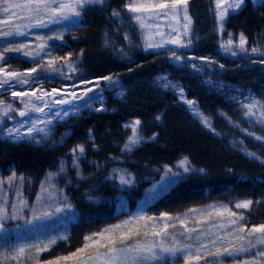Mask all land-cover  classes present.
Instances as JSON below:
<instances>
[{
  "label": "trees",
  "instance_id": "1",
  "mask_svg": "<svg viewBox=\"0 0 264 264\" xmlns=\"http://www.w3.org/2000/svg\"><path fill=\"white\" fill-rule=\"evenodd\" d=\"M88 14L75 24L58 26L64 35L62 41L51 42L57 45L53 55L64 56L71 52L73 60L78 54L84 51L88 54L93 50L97 34H100L103 25L100 15ZM227 28L244 34L247 53L232 58L217 55L212 47L208 48V45L202 44L198 49L181 51L183 61L177 62L163 61L154 52H134L127 61L100 59L90 62L92 67L89 72L93 74V78L100 79L112 75L119 83L109 86L104 84L106 81L100 79L102 84L99 82V85L105 88L101 89L98 85L83 98L92 106L88 107L76 121L65 125V128H68L65 138L67 146L43 151L24 142L9 147L0 144V178L6 179L15 172L18 177L23 175L31 178L32 189L38 188L39 183L49 172L59 171L63 162L65 171L55 177L53 184L57 189L64 190V195L74 208L85 207L95 211L101 208L103 203L99 201L95 204L92 202L93 199L117 198L114 196L116 194L121 198L122 202L114 204V213L119 212L120 219L108 224L125 220L141 211L155 217L161 212L182 214L188 208H203L209 204H228L234 211L240 213L243 211L235 209V202L245 199L258 202L243 212L247 221L246 227L264 223V165L250 160L241 150L243 146L247 151L264 156V142L256 140L255 136L248 133L243 134L235 130L224 135L210 133L200 119L193 115L185 100L194 101L195 108L197 103L208 110H214V107L221 108L216 106L217 101H220L217 87L209 93L205 87L200 89L199 93L189 88L183 91L181 98L178 88H164L158 85L159 78L165 76L169 81H179L180 85L198 83L200 80L203 83L205 79L196 77L202 72L203 78L214 77L217 84L222 81L232 84V87L243 86L253 93L258 91L264 93V88L260 86L264 85V63H261L264 56L249 53L255 46L256 39L264 38V4L245 0L238 11L229 15ZM33 31L52 34L47 29ZM4 39L0 38V41ZM28 41L35 43L33 36H29ZM7 55L10 57L11 69L16 67L24 71L35 67L20 54ZM201 57H207L215 63H207L200 59ZM248 61L257 63L246 67ZM193 64L196 68L192 67ZM220 65L224 67L221 68ZM41 86L49 92L53 87L60 90L64 88L59 78L49 80L41 78L35 87ZM88 86L91 85L84 87ZM95 96L97 101L93 99ZM157 116L160 117L159 120L156 119ZM137 119L141 121L140 133L144 139L131 152H121L128 136L131 135V129L125 125ZM153 134H156L154 140L150 139ZM255 135H264V132ZM78 144H83L85 151L88 152L101 147L99 155L90 157V160L85 158L86 153L81 156L79 172L83 178L78 177L77 171L71 167V149ZM219 151L221 152L218 153ZM185 157L191 160L196 169L177 179L167 192L162 191L159 185H155L154 188L153 184L159 182L165 174V165L171 167ZM200 169L205 171L201 173ZM124 170L131 174L129 178L133 183L121 187L119 174H125ZM66 178L68 183L65 181ZM34 183L37 185L34 186ZM28 188L29 185L25 186L23 192L26 193ZM115 200L117 199L113 201ZM99 218L96 222L100 221ZM71 219L72 217L66 216L63 221L60 220L57 223L59 226L55 225L58 229L36 228L37 235L65 231L70 234V240L67 243L61 242L54 249L53 255L75 250L83 242V235L91 232L89 230L72 232ZM103 223L94 230L108 225ZM170 231L183 229L177 226ZM33 238H29L28 234L23 237L25 240ZM49 255L42 254L45 259ZM159 264L165 262L161 261ZM166 264H184L183 257L178 259L169 257ZM224 264L234 262L229 259L225 260Z\"/></svg>",
  "mask_w": 264,
  "mask_h": 264
},
{
  "label": "snow or ice",
  "instance_id": "2",
  "mask_svg": "<svg viewBox=\"0 0 264 264\" xmlns=\"http://www.w3.org/2000/svg\"><path fill=\"white\" fill-rule=\"evenodd\" d=\"M253 2L264 4V0H253ZM104 3L105 0H0V38H5L0 41V90H11V96L18 98L19 104L22 105V107H15L14 102L0 100V121L12 120L14 116L23 118L16 121L15 126L0 130L6 133L8 139L15 142L27 139L37 144L41 140L48 139L53 120L63 119L78 111L72 101L87 97L93 88L99 85V80L95 82L82 80L78 84L65 86L63 91L57 87H53L50 92L45 91L42 86L35 87L41 78L44 80L73 79L72 74L78 71L77 63L71 59L73 54L69 52L64 56L53 55L57 45L51 42L63 40L64 32L58 26L66 27L67 24H75L83 16L87 7L103 6ZM215 3L217 21L223 31L226 15L239 9L245 0H232L223 9L221 6L224 0H215ZM188 6L189 0H127L124 5L127 12L131 14L130 19L138 24L141 34L145 37V51L163 49L168 44L176 48L188 47L191 44V39L187 43L182 39L189 36L191 32L192 19ZM112 16L122 18V13L113 10ZM161 18L175 22L169 25L171 31L167 34L159 31L160 24L153 23ZM153 28L157 29L154 35L161 38L158 42L152 39ZM43 29H47L52 34L33 31ZM29 36L34 37V44L28 41ZM124 39L130 40L127 33ZM108 43L106 39L105 46H108ZM246 43V37L241 33L240 53H247ZM233 44L232 34L229 33V39L226 43L222 42L220 47L230 51L235 57L238 52L234 50ZM119 51L122 54L124 50ZM168 51L170 59L183 61V56L175 49H168ZM258 51L256 47L251 49L252 53ZM9 53L20 54L35 67L24 71L9 70L10 57L7 55ZM261 55L264 56V54ZM45 58H47L46 62ZM200 59L207 63H215L207 57ZM261 63H264V59ZM192 67L196 68V65L193 64ZM220 67L224 66L220 65ZM100 79L107 81L109 85L119 83L112 75L103 76ZM159 83L164 88H178L166 76L159 78ZM81 85L91 86L81 88L78 95L76 89ZM178 92L183 98V88H178ZM184 102L190 106L193 115L198 117L205 127H211L209 118L195 108L194 101L185 100ZM54 105H69V107L53 112ZM242 108L245 109L246 118L251 120L256 117V122L264 125V102L249 98L248 103H242ZM101 110L97 109V111ZM32 113H37L39 116L33 118L30 115ZM156 119L159 120L160 117L157 116ZM25 125H27L26 128ZM140 125L139 119L125 125L126 128L131 129V135L128 136L121 152H131L143 141ZM22 128H25V131L21 132ZM244 131L248 135L255 136L256 140L264 142V135L256 136L254 132H248L247 129ZM155 138L156 134H153L150 139ZM85 150L83 144H78L71 149L72 167L77 171L78 177H80L79 161ZM241 150L250 160L264 165V156L247 151L243 146ZM177 168H182L183 172L174 171L173 168L165 165V175L161 177V180L167 184L175 183L177 178L194 170L187 157L179 161ZM64 171L65 165L62 162L57 173L49 172L46 180L40 182V191L31 202L23 193V188L31 183V178L23 175L18 177L15 172L6 179L0 178V234L8 232L9 222L22 221L23 226L27 227L36 222H42L54 214L62 213L65 209H71L72 205L67 201L64 190L57 189L52 183L53 178ZM199 171L203 173L205 170ZM124 172L125 174H119L121 187L130 186L133 183V180L129 178L131 174L126 173V170ZM5 185H7L6 190ZM13 189H16L14 196ZM52 200L58 201L55 212L50 210V205L47 203ZM253 203L254 201L245 199L235 202L234 206L235 209H249ZM246 223L245 215L234 211L228 204H209L203 208L192 207L175 216L169 215L168 212H161L159 216L154 217L141 211L125 220L108 224L83 235L80 246L75 250H67L66 254L53 255L52 253L61 242L67 243L70 240V234L67 231L56 234L42 233L35 235L33 239H22L15 243L10 242L6 236H0V264H12V262L15 264H159L161 261L166 264L168 257L175 259L183 257L184 264H224L225 260L229 259L234 264H264V223L250 228L246 227ZM190 224L193 226L189 227ZM21 226L20 223L15 224L17 229ZM177 226L183 231H170ZM45 253L50 254L49 258H43L42 254Z\"/></svg>",
  "mask_w": 264,
  "mask_h": 264
},
{
  "label": "rangeland",
  "instance_id": "3",
  "mask_svg": "<svg viewBox=\"0 0 264 264\" xmlns=\"http://www.w3.org/2000/svg\"><path fill=\"white\" fill-rule=\"evenodd\" d=\"M126 2L127 0H105L103 6L100 5L89 6L85 9L84 14L80 18V20L87 17L89 15L88 13H94V14L97 13L102 18L103 26L101 28L100 34L99 33L97 34L96 46L92 47L93 50L89 51L88 54L84 51L78 54L75 57V59H73L78 65V71L75 74H72L73 75L72 80H60L61 84H63L64 87L70 86L74 83L78 84L79 83L78 79H84V78L85 80L93 81V82L99 80V82L102 84V80L93 78L92 77L93 74L89 72L90 68L92 67L90 62L95 60L99 61L100 59L101 60L110 59L112 61L117 59V60L127 61L134 52H144V53L154 52L163 61L165 60L175 61L174 59L169 58L170 52L168 51V49H175L177 53L180 54L181 51L198 49L202 46V44H205L208 45V48L212 47L213 51L217 55H223L232 58H238L241 55V53L239 52V37L241 33L233 30L231 31L227 28V19L229 15H226L225 21L223 22V31H221L216 17L217 8H216L215 0L189 1V6H188L189 15L192 19L191 32L189 36L182 37L185 43H187V41L191 39V44L188 47L176 48L174 45L168 44L163 49H150L148 51H145V43H146L145 37L141 34V30L139 29L138 24H136L134 21L130 19L131 14L128 13L124 7ZM231 2L232 0H224V4H222L221 6L222 9L226 8L227 5L230 4ZM239 9L232 11L231 14L238 11ZM113 10H117L121 12L122 18L113 17L112 16ZM153 23L160 24L161 27L159 31H162L165 34L171 31L169 25L175 24L174 21L164 18H161L160 20L157 21H153ZM182 24H183V20L181 19V25ZM156 31H157L156 28H153L151 30V32L153 33L152 39L158 42L161 38L159 36L154 35ZM125 33L128 34L130 40L124 39ZM229 33L232 34V38L234 40L233 48L238 52V55L235 57L231 55L230 51H225L220 47L222 42L226 43L227 40L229 39ZM173 35H175V33H173ZM106 39L109 42L108 46H105ZM254 47H256L259 50L257 53H255L254 56L256 55L262 56L261 54H264V38L263 39H261V37L257 38ZM120 49L124 50L122 54L119 51ZM249 53H251L250 50ZM256 63L252 61L251 62L248 61L246 63V67H251L252 64H256ZM10 70L20 71V69L16 67H12V69L10 68ZM202 75L203 73L200 72V75L196 77L197 79H201V78L205 79L203 83L201 80L198 83L194 82L191 84H184V85H180L179 81L170 80V82L174 85H178V88H183V91L190 88L191 91H197L198 93L200 92V89H203V87L206 88V92L208 93L213 89H215L216 87L218 88L217 93L219 95L218 97H220V101H217L216 106L217 107L221 106V108L214 107V110H208L205 109V107L203 108L202 106H200L199 103H197L196 105V109H198V111L202 113L204 116H207L210 120L211 127L210 128L206 127L208 132L216 133V134L222 133L223 135L226 133H230L229 131H233V130L246 134L247 132H245L244 129H247L248 132H254L255 134L262 131L264 132V125L257 123L256 117L251 118V120H249V118H246L244 116L245 109L242 108V103H248L249 98H255L256 100H260L264 102L263 92L258 91L253 93L252 91L247 90L243 86L236 88L235 86L232 87L231 86L232 84L222 81H220L217 84L216 82H214V77L203 78L204 76ZM106 82L104 84L109 85V83ZM182 83H187V82H182ZM158 85H160V83H158ZM84 86L85 85H81L79 88L76 89L78 95L81 88H83ZM260 86L264 88V85L260 84ZM99 87L101 89L105 88V87H101V85H99ZM63 89L64 88H62L61 91H63ZM0 93H1L0 100H4L6 102H14L15 107H22V105L19 104L18 98H13L11 96V90H0ZM205 94L207 95V93ZM66 98L70 99V97H66ZM93 99L94 101H97L96 96ZM196 101L198 102L197 98ZM72 104L75 106L76 109H78V111H76L74 114H70L68 117H64L63 119H54L53 124L50 126L51 130L48 139L41 140L39 144L35 142H30L27 139L19 142H24L32 147L39 148L40 150L43 151L57 149L59 146H64V147L67 146L66 145L67 141H65V138L68 128L67 127L65 128V125H69L70 122L76 121L88 107L92 106L90 104H87L86 101H84L83 99L82 100L77 99L75 101H72ZM68 107L69 105H63V106L54 105L52 111L55 112L58 109L68 108ZM30 115L33 118L39 116V114L37 113H32ZM22 119L23 118H20L18 116H14V119L12 120L3 119L2 121H0V130L11 128L15 126L16 121ZM26 127L27 125H25V128ZM25 128H22L21 132L25 131ZM212 129H214L215 131H213ZM19 142H15L11 139H8L6 137V133L0 132L1 146L3 147L14 146L17 145ZM100 149L101 147H98L97 149H93L92 152L85 151L86 153L85 158L90 160V157H96L97 155H99ZM221 151H219L218 153H220ZM226 152H228V150H226ZM188 161L190 162L191 168L195 170L196 167L191 162V160L188 159ZM177 165L178 164L176 163V165H172L171 168H173L174 171L178 170L180 172H183V169L177 168ZM187 174L188 173H185L184 175H182L177 179H180ZM54 179L55 177L53 178L52 183ZM44 180H46V177L42 181ZM65 181L66 183H68V178H66ZM172 184L173 183L167 184L165 183V181L160 180L159 183L157 182L154 183L153 185L154 186L159 185L162 191L167 192V190L170 188ZM35 185L37 184L34 183V186ZM31 186L32 183L29 184V188L26 189V193L23 192L24 196L30 202L35 200L37 192L40 191V183L38 188L34 187V189H32ZM6 189H7V185H5V190ZM15 191L16 189H13L12 192L13 196ZM114 196H116L117 198L107 197L106 199H95V200L93 199L92 202H94L95 204H98L97 202L99 201H100L99 203H103L101 205L102 207L99 209L97 208V210L95 211L85 207H81V209H78L72 206L71 209H65V211L62 213L54 214L52 217L42 222H36L33 225H29L27 227L23 226L22 221L9 222L7 225L8 232L4 234H0V236H6L8 240L12 243L18 242L20 239H23V237H25L27 234L29 238H33V236L37 235L38 232L36 231V228H41L45 230L56 228L59 226L57 223H59L60 220L65 219L66 216L70 218L72 217L71 219V226H73L72 232L76 233L80 230L93 231L96 227L101 226L103 222L105 224H108L109 222L120 219L119 212L114 213V204L115 202L118 204V202L121 201V198L117 194ZM114 199L117 200L113 201ZM67 201L71 203L68 198ZM47 203L50 205V210L55 212V206L58 203V201L52 200V201H48ZM59 203H63V201H59ZM254 203L256 204V202ZM242 211L244 212L248 210L242 209ZM169 215L175 216L177 214H169ZM98 217H100L98 219L100 221L96 222ZM16 223H20L22 225L21 228L19 229L15 228ZM49 256L47 258H49Z\"/></svg>",
  "mask_w": 264,
  "mask_h": 264
}]
</instances>
